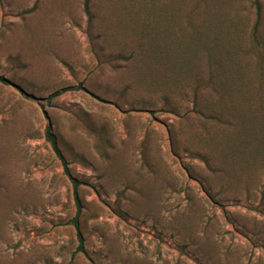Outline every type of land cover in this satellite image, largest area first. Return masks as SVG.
<instances>
[{"label":"rangeland","instance_id":"1","mask_svg":"<svg viewBox=\"0 0 264 264\" xmlns=\"http://www.w3.org/2000/svg\"><path fill=\"white\" fill-rule=\"evenodd\" d=\"M252 2L0 0V264H264V101L193 94L224 47L256 85ZM168 47L193 63L158 74Z\"/></svg>","mask_w":264,"mask_h":264},{"label":"trees","instance_id":"2","mask_svg":"<svg viewBox=\"0 0 264 264\" xmlns=\"http://www.w3.org/2000/svg\"><path fill=\"white\" fill-rule=\"evenodd\" d=\"M91 1L92 0H83V10H84V14L87 17L88 22H91L93 19V12L90 6ZM252 7L254 9L255 21H254L253 29H252L251 36H250L251 43L253 44L252 47H261L260 55H262L258 57L259 63L262 64V66L259 67L261 77L258 78L257 76L256 85H252V88L250 90L248 88V91L246 92H243V90L241 89L242 91L241 93L239 92V95H241L242 99L240 97L239 98L235 97L234 90L236 91L237 89L233 90V86L231 84L232 81L230 80L233 79V76H236V69H234L232 65L226 66L227 55L231 56L232 54L228 53L230 49L229 47H224L221 53L222 55L225 52L223 64H221L222 59H217V57L210 60L208 62L207 69H206V72H207L206 80L198 81L193 91L194 92L193 94L195 96H196V93L198 92L203 93V92L213 91L218 96L217 102H219L220 106H226L223 108L227 109L228 113L233 108L234 110H236L235 106L237 103H244V104L247 103V104L255 105V102H257L256 97L264 101V37L263 35H261V31H260L261 24L263 25L261 0H253ZM147 34H148V31L144 30L142 38H145L147 39V42H150L152 39H149L150 37H146ZM162 34L164 35L163 36L164 38H167L169 35L168 30L165 31V28H164ZM138 46H139L138 49L144 52L143 55L146 53V51L149 53V51L145 48V46H143L142 43ZM170 49L172 48L168 47L163 52L153 49L151 51L150 58L148 59V61H146V62H149L150 65H158L157 69L160 71L158 72V74L164 73L165 69H169V72H171V74H173L176 71V69H179V72H180V70L186 69V67L188 68L193 63L191 57L188 58L187 54H183L180 51L177 53L175 52L173 53V50L171 52ZM171 53H173L174 55H171ZM249 72H247V74ZM244 75H246V73L243 72L241 69L240 76H244ZM0 82L4 84H12L10 83L8 79L3 78V77H0ZM16 87L19 91L23 92V90L20 87L18 86ZM59 92H61V90L55 91L52 94V96L58 95ZM213 113H209L208 115L210 120H212L213 122H220V123L227 122L226 119L223 120L221 119V117H218L216 112H213ZM260 129L263 130V132L261 131L259 135H254L256 136V138L254 139V147H255V152L258 153V156L259 154H261L264 160V129L262 128ZM44 136H45L46 141L51 145L56 156L60 159L64 169L67 170L66 161L57 145V141L53 135L50 124L46 125ZM249 142L250 140L244 141V143L246 144H248ZM72 182H73L74 188H76L75 181L72 180ZM76 203H77V213H76V216L73 218V223L76 227H78L77 216L79 215L80 207H79V202L77 199H76ZM260 206L264 208V182H263L262 190L260 192ZM78 237L81 243L82 242L81 236L78 235ZM79 248L81 249V246Z\"/></svg>","mask_w":264,"mask_h":264}]
</instances>
